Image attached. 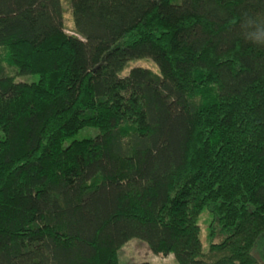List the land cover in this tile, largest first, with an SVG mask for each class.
<instances>
[{
    "label": "trees",
    "instance_id": "obj_1",
    "mask_svg": "<svg viewBox=\"0 0 264 264\" xmlns=\"http://www.w3.org/2000/svg\"><path fill=\"white\" fill-rule=\"evenodd\" d=\"M68 3L0 0V264H264V0Z\"/></svg>",
    "mask_w": 264,
    "mask_h": 264
},
{
    "label": "rangeland",
    "instance_id": "obj_2",
    "mask_svg": "<svg viewBox=\"0 0 264 264\" xmlns=\"http://www.w3.org/2000/svg\"><path fill=\"white\" fill-rule=\"evenodd\" d=\"M63 4V23L65 32L68 34H74V24L72 18V11L68 0H62ZM62 57L67 59V49L63 48ZM133 67H144L148 68L156 73H159L158 66L156 63L150 58H142L128 61L124 68L119 73L120 76H125ZM38 75L35 76H20L17 77V81L24 82H36L38 81ZM96 129L94 128H85L79 131L74 135L75 139H83L87 137H92L96 134ZM72 139V138H71ZM71 139L67 140L69 142ZM212 221L211 215L207 210H204L198 217V224L201 228V241L203 244V249H207L210 243L208 238V230L209 225ZM219 241V238L215 239V242ZM118 263L119 264H140L144 262H148L150 264H177L174 256L172 254L162 255L153 253L148 245L139 240V239H131L126 244H124L117 253Z\"/></svg>",
    "mask_w": 264,
    "mask_h": 264
}]
</instances>
